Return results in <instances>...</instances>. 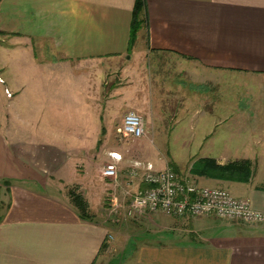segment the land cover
Returning <instances> with one entry per match:
<instances>
[{"label":"crops","instance_id":"obj_1","mask_svg":"<svg viewBox=\"0 0 264 264\" xmlns=\"http://www.w3.org/2000/svg\"><path fill=\"white\" fill-rule=\"evenodd\" d=\"M136 1H1L0 264H104L108 255L111 259L105 264H121L125 235L132 264H264V222L247 225L215 216L154 214L133 224L126 234L116 230L118 240L111 242L112 226L105 215L110 202L123 201L125 160L120 154L116 182L105 179L103 168L94 167L91 160L97 158L93 152L99 140L114 134V116L100 105L110 97L105 93L106 74L98 81L87 66L125 59L128 65L120 72L123 101L127 80H140L142 85H137L146 92L145 81L152 76L145 78L140 72L145 53L154 54L161 67L169 61L185 67L171 71L170 78L155 74L153 108L142 100V91L136 93L146 136L158 133L157 123L167 118L169 104L174 122L192 120V110L208 107L211 91L200 82L201 87L195 88L199 77L230 73L264 78V0H144L145 23L131 47ZM38 47L51 50L53 62L72 65L70 72L12 70L18 58L27 60L23 52ZM75 65L85 69L74 71ZM107 118L111 121H104ZM55 174L63 183L84 174L101 183L91 197L84 195L93 221L82 218L65 191L59 195L57 188H50L49 179ZM256 176L253 169L246 183L210 181L264 213V179L256 182ZM142 187L140 180L134 182L133 189ZM232 189L239 191L235 194Z\"/></svg>","mask_w":264,"mask_h":264},{"label":"rangeland","instance_id":"obj_2","mask_svg":"<svg viewBox=\"0 0 264 264\" xmlns=\"http://www.w3.org/2000/svg\"><path fill=\"white\" fill-rule=\"evenodd\" d=\"M0 35L3 36L1 33ZM4 38L6 37H3V39ZM41 48L42 47H38V49L36 48L37 51L34 50V48H30L31 50L28 53L23 52L22 55H24L23 57L27 58V60L18 58V63L16 66L14 65L12 70L20 73L48 72L58 74L72 69V65L69 66L68 64H62L57 61L56 63L53 62L52 60L54 57L52 56L53 53L51 50L48 52L47 50L44 51V49ZM130 49L132 53V48ZM134 49L137 52L136 48H133V50ZM13 52V55H20L15 51ZM38 55L43 56L38 57ZM8 56H10V53ZM30 56H34L35 60H31ZM46 57H50V59L47 60ZM157 60L158 58L154 56V54H144L139 63L140 72L145 78L148 77V74L150 77L152 76L151 79L147 78L145 81V83H147L146 92L144 91V87H139L142 85L139 84L143 83L140 80L137 82L134 81V83L133 80H127L125 81V101H123L120 95V85L123 82L120 72L122 71L123 66L128 65L125 59L99 61L97 64L98 66L95 64L87 66L85 64V67L87 66L88 70L91 72L92 78L94 77L95 72L97 73L98 81H100L102 73L106 74L105 93H110V97L109 100H104V103H101L100 105H106V107L109 108L106 114L111 117L114 116V134L106 139H100L96 144L97 150L93 153H96L97 158L91 159L95 162L94 167L104 169L106 165L112 163L113 161L111 154L118 153L124 155L125 164L121 165L125 172V182L129 181L130 169L137 162L142 163L145 167L152 165L155 170L170 168L171 164L174 163V165L177 166V170L179 171L181 178L187 179L194 184H208L210 188H217V186L222 188L223 185H220L221 183L210 181L215 179L193 177L190 174V170L193 168L195 163L205 157L215 158V160L220 159L225 164L236 160H245V157H250L251 159H249L254 163V170L257 171L255 181L259 182L260 180H263V77L243 74L234 76L230 73H212L209 75V78L206 77L207 75L199 77L195 80V88L201 87L200 85H197L198 82L208 85L211 91L210 103L208 107L206 106L204 108V110L201 108L198 110H192V114L195 115L192 120L180 121L177 119V121L174 122V119L172 118V111H170V109H173V105L169 104L167 112L165 113L167 118L163 117L161 121H158L157 123L158 133L153 132L151 135L149 134V136H145L144 138L137 140L124 137L119 133L118 130L122 127L126 114L132 110L137 111L136 105L138 104V97L136 93L139 90L142 91V100H146L147 104L153 108L152 82L154 77L158 74L160 76L162 75L166 78H170L171 71L181 68L185 69V67H182L180 63H171V61L165 64L164 67H161L159 62L158 64L156 63ZM15 62L16 61L13 60L12 64H15ZM134 66L136 67V64ZM85 67L75 65L73 68L74 71H80L84 70ZM116 72H119V75ZM92 80L95 81V79ZM170 80L171 79H169V81ZM186 81L189 85L190 81ZM128 83H131V85ZM143 92L145 93V99ZM152 115V119H155L153 111ZM104 121L110 122L111 120L107 118ZM171 123H176L177 126H172ZM173 129H176V131L174 132ZM181 132L182 134L180 135ZM120 163H122V161ZM84 170L86 171L85 168ZM88 171L89 169H87V172ZM75 176H71L70 181L63 183L59 181V175L55 174V177H50L49 186L53 189L57 188L59 195H63L62 192L65 191V195H68V197L69 190L75 186H78L80 191L82 189L83 192L81 191V193H84L83 195L88 194L89 197L93 195L94 188L100 187L101 183L99 181L96 182L95 178L88 177L89 175L85 176L84 174L81 177L80 175ZM74 181H78L81 188L79 185H76L77 183H74ZM208 186L206 185L205 187ZM136 190L137 189L134 188L132 191L135 192ZM238 191L239 189H232V193L236 194ZM121 195L123 196V201H119L118 203L125 208V216L124 211L119 215L111 212V206L105 215V217L110 220L109 222L112 226L111 242L114 240L115 243L118 240V236L116 238V230L123 229L126 234L129 227H132L135 223H139L138 221H143V218L139 220H130L127 218L126 209L129 208L131 201L128 196L127 189H125V193L121 192ZM150 218L151 217L147 218L148 222L150 221ZM127 241L128 240L125 235V260H123L121 264H132L127 257V255L129 256V253H131ZM132 242L135 243V245L137 244V240H133ZM110 257L111 255H108L107 259H104V264L105 261L107 262L111 259Z\"/></svg>","mask_w":264,"mask_h":264},{"label":"built area","instance_id":"obj_3","mask_svg":"<svg viewBox=\"0 0 264 264\" xmlns=\"http://www.w3.org/2000/svg\"><path fill=\"white\" fill-rule=\"evenodd\" d=\"M1 83L4 81L1 79ZM6 95L12 94L6 89ZM124 137L137 140L146 136L145 120L137 111H129L118 130ZM112 163L103 169V177L114 182L119 180L122 157L111 154ZM130 179L126 183L130 206L127 218L139 220L154 214H164L175 218H200L215 216L221 220L258 225L264 222V213L254 210L250 202L234 197L228 190L198 186L179 177L172 169L155 170L152 165L144 166L137 162L130 169ZM138 180L147 189L133 192L134 182ZM136 180V181H135ZM111 212L123 213L125 208L117 200L110 202Z\"/></svg>","mask_w":264,"mask_h":264},{"label":"trees","instance_id":"obj_4","mask_svg":"<svg viewBox=\"0 0 264 264\" xmlns=\"http://www.w3.org/2000/svg\"><path fill=\"white\" fill-rule=\"evenodd\" d=\"M2 0H0L1 3ZM144 0H137L133 11V20L131 26V47L134 44L140 30L144 26ZM102 143V142H101ZM172 169L179 177V171L174 163L171 164ZM254 163L251 160H236L226 164H219L217 160L213 158H203L195 163L190 170V174L193 177L198 178H211L220 181H233L246 183L249 182L253 175ZM148 186L140 189H147ZM69 197L73 205L77 208L83 219L94 220L95 216L90 210V204L85 196L81 193L78 186L69 190Z\"/></svg>","mask_w":264,"mask_h":264},{"label":"water","instance_id":"obj_5","mask_svg":"<svg viewBox=\"0 0 264 264\" xmlns=\"http://www.w3.org/2000/svg\"><path fill=\"white\" fill-rule=\"evenodd\" d=\"M129 54H131V49L129 50Z\"/></svg>","mask_w":264,"mask_h":264}]
</instances>
